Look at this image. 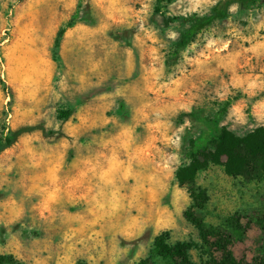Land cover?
<instances>
[{"label":"rangeland","instance_id":"374dc122","mask_svg":"<svg viewBox=\"0 0 264 264\" xmlns=\"http://www.w3.org/2000/svg\"><path fill=\"white\" fill-rule=\"evenodd\" d=\"M223 1L0 0V264H264V0L192 30Z\"/></svg>","mask_w":264,"mask_h":264},{"label":"trees","instance_id":"16d2710c","mask_svg":"<svg viewBox=\"0 0 264 264\" xmlns=\"http://www.w3.org/2000/svg\"><path fill=\"white\" fill-rule=\"evenodd\" d=\"M258 1L260 0H224L222 2V4L217 7L214 10V13L212 16L206 18V19H202L199 20L195 23V25L193 26L192 30L193 31H200L208 26H210L214 21L219 20V19H224L227 16L228 13V9L231 5L235 4V3H247V4H256ZM74 22V21H73ZM73 22H69L66 23L59 31V33L57 34L55 43H54V47L55 50L58 52L59 48H60V41L62 39V37L64 36V34L66 33L67 30L71 29L74 26ZM13 144V140L9 141L3 146L0 145V151H2L5 148L10 147ZM199 192V191H198ZM195 199H197L198 202L201 201L200 197H196ZM203 200V199H202ZM185 216L188 217V214H185ZM189 221L193 224V226H195L199 231H203V226L195 219L189 218ZM210 237V236H209ZM189 244H179L177 245V247L182 248V247H189ZM191 247H196L195 244H193ZM155 248L157 250H165L167 248V244L162 240L161 237L156 238L155 240ZM257 261H255L253 264H256ZM234 264V263H231Z\"/></svg>","mask_w":264,"mask_h":264}]
</instances>
